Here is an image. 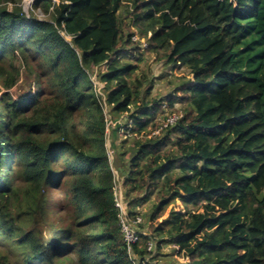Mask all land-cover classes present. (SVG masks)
<instances>
[{"label":"trees","instance_id":"trees-1","mask_svg":"<svg viewBox=\"0 0 264 264\" xmlns=\"http://www.w3.org/2000/svg\"><path fill=\"white\" fill-rule=\"evenodd\" d=\"M19 1L0 0V264L14 251L23 264H142L150 241L177 245L183 264H264V0H35L49 19ZM146 52L185 69L171 96L135 75ZM164 105L179 119L148 138ZM122 115L144 134L127 193H159L134 258L106 146Z\"/></svg>","mask_w":264,"mask_h":264},{"label":"rangeland","instance_id":"rangeland-1","mask_svg":"<svg viewBox=\"0 0 264 264\" xmlns=\"http://www.w3.org/2000/svg\"><path fill=\"white\" fill-rule=\"evenodd\" d=\"M19 3L22 5L25 13L28 16L33 14L34 16L41 19L50 18V14L49 13L46 14L42 8H34L33 5L35 3V0H20ZM141 42L146 43V46L144 47L145 49L147 47V42L145 38H141ZM126 49L129 48L126 47ZM134 63L138 64L139 66V69L136 70L135 75L138 76L139 78L146 77L148 80H152L154 82V88L152 93L158 95L159 99L172 95L173 93L172 91L174 90L176 86L175 84L177 83V75H179L180 72L185 70V69H181L179 71H174L172 66L164 65V61H159L158 59H156L155 54L148 52L144 53L143 61L138 63L134 61ZM104 69L105 67H101L99 69L95 68L93 70L91 69L90 72L91 75H94L95 79H97V72H100ZM28 84L29 81L26 80L25 74L22 73L21 77H19L16 87L12 89V92L17 94L22 90L23 86L27 87ZM103 89L104 87L101 89L102 97L103 100H106ZM184 106H185L184 104L177 103L175 108L177 110H181L184 108ZM104 110L107 113V116L109 117V114L107 112L108 111L107 103L104 107ZM173 111L174 108L171 109L170 107L168 106L166 107V105H164V111L159 113L157 118L160 124H162V122L167 117V115L173 114L175 112ZM131 124H132V120L127 118L125 115L124 116L122 115L115 120L109 119L107 124V131H106V146L110 158V166L113 174H115V183L118 188V193L120 195L122 194L121 197L123 198L126 204L127 203L129 204V206L131 200L136 199L138 197L139 199H141L139 201V204H137L134 208L130 206V209L132 210L133 217L136 216L137 214L142 217V224H140V228L145 229L146 232L149 234V230L151 226L150 215L153 211L155 204L157 203L156 197L159 194L158 191H155L150 198L143 200V196H146V192H144V190L141 191V194L139 195L136 192L128 195L127 189L129 187L124 185V179L126 177V173H124L122 169L125 166L129 165V161L133 156V149L137 147V145H135L136 141L137 140L142 141V139L144 138L143 132L137 135L136 133H132L130 129H128V127H130ZM165 128L166 127L161 129V126H159L158 129H154L153 127H150L149 128L150 132L147 134L148 138L158 135L160 131H163ZM171 146H168V148H171ZM117 156L118 158H121L122 163L120 165L116 163V161L118 160ZM9 247L14 249L12 246L9 245H5L4 249L7 251ZM177 250L178 249H176L172 244L163 246L160 251H157L153 254L155 258L154 263L183 264L182 259H180L177 254ZM15 255H16L15 251L14 253H11L12 264H23L22 262L16 261ZM132 257L134 258V256ZM34 264H44V263H34Z\"/></svg>","mask_w":264,"mask_h":264},{"label":"built area","instance_id":"built-area-1","mask_svg":"<svg viewBox=\"0 0 264 264\" xmlns=\"http://www.w3.org/2000/svg\"><path fill=\"white\" fill-rule=\"evenodd\" d=\"M61 34L69 38V36L64 32L61 31ZM137 36H133V40H137ZM143 47L146 46L145 42H142ZM94 85H95V91L96 95L101 101L102 99V107L104 110V107L106 105V100H103L102 97V91H101V84L97 79H95L94 75L91 77ZM101 97V98H100ZM105 111V110H104ZM179 119V115L176 113L167 115V117L164 119V121L161 124V129L164 127H168L172 124H175ZM114 175V184H115V206L118 211V219H119V224L123 233V238L124 242L127 246L128 252L130 257L134 256L133 255V247L135 244L139 242V240L143 236L149 235L145 229L140 228V224H142V217L140 215L132 216V210L130 209L129 204L125 203L121 195L118 193V188L115 183V174ZM154 247V248H153ZM176 249H178L177 245H174ZM153 249V250H152ZM148 250L151 251L152 253L147 256L145 260L142 261V264H155L153 258V254L156 252L155 249V244L153 241H150L148 243ZM132 254V256H131ZM133 258V257H132ZM135 264H138V262H135Z\"/></svg>","mask_w":264,"mask_h":264}]
</instances>
